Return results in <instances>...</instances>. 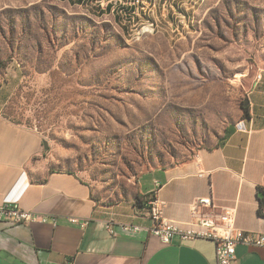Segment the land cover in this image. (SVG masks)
I'll return each mask as SVG.
<instances>
[{"label":"rangeland","instance_id":"rangeland-1","mask_svg":"<svg viewBox=\"0 0 264 264\" xmlns=\"http://www.w3.org/2000/svg\"><path fill=\"white\" fill-rule=\"evenodd\" d=\"M258 75L264 0H0L1 114L97 205L220 143Z\"/></svg>","mask_w":264,"mask_h":264},{"label":"crops","instance_id":"crops-1","mask_svg":"<svg viewBox=\"0 0 264 264\" xmlns=\"http://www.w3.org/2000/svg\"><path fill=\"white\" fill-rule=\"evenodd\" d=\"M247 100L249 116L230 125L217 146L142 176L150 181L140 180L138 194L145 199L158 183L156 199L163 204L164 219L183 225L191 218L193 202L208 197L212 208L207 212L228 208L236 228L264 233L263 78L252 85ZM5 104L1 89L0 205L15 203L49 221L30 226L0 223V264H216L210 240L183 242L176 237L162 245L145 229L121 233L119 224L148 228L151 222L138 217L143 210L134 201L97 205L78 174L46 168L42 137L5 119ZM200 171L203 178L197 176ZM50 220H55V227ZM110 222L115 234L107 230ZM235 254L234 264H264V248L238 245Z\"/></svg>","mask_w":264,"mask_h":264},{"label":"built area","instance_id":"built-area-1","mask_svg":"<svg viewBox=\"0 0 264 264\" xmlns=\"http://www.w3.org/2000/svg\"><path fill=\"white\" fill-rule=\"evenodd\" d=\"M261 75L257 76V80ZM239 124L237 125L238 128ZM197 176L203 178L205 173L200 171ZM158 183L147 193L143 203V213H137L138 217L151 222V226L143 228L132 224H119L121 233L126 235L136 234L145 229L150 235L156 237L162 245H170L174 238L181 241H194L206 239L215 244L216 264H234L236 261L235 249L238 245L247 247L264 248V233L247 232L235 227L233 213L228 208L218 212H207L212 208L211 199L199 198L192 204L191 218L185 224H177L163 218V204L156 199ZM48 218L36 212L24 210L17 204L6 203L0 205V223L11 225L30 226L33 224H46ZM70 223L84 228L86 222H78L70 219ZM52 226H56L55 220H50ZM110 234H115L113 224H107Z\"/></svg>","mask_w":264,"mask_h":264},{"label":"trees","instance_id":"trees-1","mask_svg":"<svg viewBox=\"0 0 264 264\" xmlns=\"http://www.w3.org/2000/svg\"><path fill=\"white\" fill-rule=\"evenodd\" d=\"M106 10H108V11H110L111 10V6H107L106 7ZM241 110H242V112H243V115L245 116V117H248L249 116V106L247 105V106H242L241 107ZM226 135V134H225ZM224 135V136H225ZM219 144V143H218ZM217 144V145H218ZM216 145V146H217ZM143 197L142 196H140L139 194H137L136 195V197H135V200H134V204L138 207V208H140V210L142 209L143 210V203H144V201H143ZM263 202V201H262ZM261 202V203H262ZM261 206V205H260ZM261 208V207H260ZM260 215H263L262 213H261V211H259L258 212Z\"/></svg>","mask_w":264,"mask_h":264},{"label":"water","instance_id":"water-1","mask_svg":"<svg viewBox=\"0 0 264 264\" xmlns=\"http://www.w3.org/2000/svg\"><path fill=\"white\" fill-rule=\"evenodd\" d=\"M243 105H244V106H247V105H248V100H246V101L244 102ZM43 144H44V147L47 148V144H46V142H44Z\"/></svg>","mask_w":264,"mask_h":264}]
</instances>
